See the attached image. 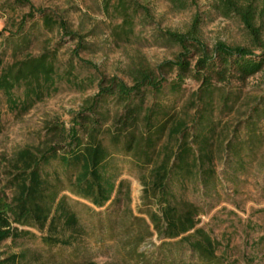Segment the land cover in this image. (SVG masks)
Wrapping results in <instances>:
<instances>
[{"label":"trees","instance_id":"trees-1","mask_svg":"<svg viewBox=\"0 0 264 264\" xmlns=\"http://www.w3.org/2000/svg\"><path fill=\"white\" fill-rule=\"evenodd\" d=\"M7 1L29 7L12 35L26 40L25 45L31 39H25L24 24L34 16L44 29H57L76 40L62 70L56 50L47 47L9 64L3 63L0 52V91L8 109L25 112L56 92L63 80L80 90L95 82L96 91L71 112L68 123L46 125L58 142L23 147L4 159L0 242L35 236L36 231L43 245L61 249L51 254L55 264L88 262L91 243L83 238L94 235L93 245L110 251L119 264H222L219 241L199 225L202 206L184 197V186L191 183L211 197L221 179L236 186L238 176L253 166L264 169V42L254 23L264 0H213L221 16L235 15L241 21L251 47L223 41L208 46L199 35L201 19L195 16L184 32H155L177 52L155 67L136 68L128 74L129 83L100 73L96 64L80 57L78 52L86 48L84 36L71 31L62 17L30 0ZM168 1L176 9L195 2ZM100 4L109 19L117 20L109 25L114 41L135 40L138 26L153 23L149 7L139 0ZM77 65L92 68L95 77L77 82ZM254 75L261 93L251 97L242 118L227 127L223 117L237 112L243 83ZM189 79L197 86L183 98ZM17 89H22L21 96L14 95ZM120 160L129 168L118 164ZM133 170L142 186L138 214L130 207L129 181L120 177ZM153 236L159 242L141 249ZM66 248L72 249L70 258L62 254ZM16 258L12 254L0 264H15Z\"/></svg>","mask_w":264,"mask_h":264},{"label":"rangeland","instance_id":"rangeland-1","mask_svg":"<svg viewBox=\"0 0 264 264\" xmlns=\"http://www.w3.org/2000/svg\"><path fill=\"white\" fill-rule=\"evenodd\" d=\"M149 7L153 15V23L142 24L137 27V37L129 42L114 41L109 35V25L117 22L109 19L102 11L100 0H30L33 6L41 7L55 16L62 17L71 31L84 36L86 48L78 55L97 65L99 72L106 76H118L127 83L128 74L138 67H155L163 60L173 58L177 47L165 45L156 38L158 30L186 31L195 16L201 19L199 35L208 45L217 41L229 45L251 47L246 28L235 16H221L213 6V0H195L183 9L174 8L168 0H139ZM261 0H258V3ZM259 8L255 17V25L260 29V37L264 42V10ZM29 11L28 6L13 5L7 0H0V52L4 64L22 58L25 54L37 55L45 47L56 50L60 70L65 61L76 47V40L64 36L57 29L46 30L42 27L38 16L25 21L24 34L31 39L25 45L19 35L12 36L22 21L23 15ZM25 45V46H24ZM77 82L87 81L95 77L94 70L88 67L76 66ZM197 83L187 80L183 98L196 88ZM57 91L34 103L25 112L10 111L5 103V96L0 91V179L4 183V173L7 169L6 161L23 147L44 145L47 141H57L53 133L48 132L57 122L68 123L71 112L78 111L95 91V82L92 86L80 90L67 82L60 81ZM258 75L246 79L242 86V97L237 106V112L223 117V122L231 127L242 118L241 113L248 107L251 97L261 93ZM14 95L21 96L22 89L14 90ZM226 121V122H225ZM228 121V122H227ZM121 165L129 168L128 165ZM221 169L217 164V170ZM132 173H123L120 177L126 178L130 186V207L135 214L141 206L142 186ZM238 183L221 179L217 184L216 193L211 197L203 196L197 186L186 183L184 197L202 206L199 225L208 229L220 243L218 254L223 256L222 264H264V169L250 168L248 174L238 176ZM181 188L177 187L179 191ZM70 199L77 200L69 195ZM79 212L84 208L80 204L74 205ZM83 219L86 215H81ZM35 231V236L19 237L0 242V261L16 254L15 264H55L51 254H58L61 249L49 248L43 245ZM92 238L84 237L85 243H91L90 257L81 264H119L110 251L103 247H96ZM141 245V249L159 240L153 236ZM108 243V242H106ZM105 243V244H106ZM81 245L80 249L81 250ZM72 249H63L62 254L70 258ZM60 254V253H59ZM90 261V262H89Z\"/></svg>","mask_w":264,"mask_h":264}]
</instances>
